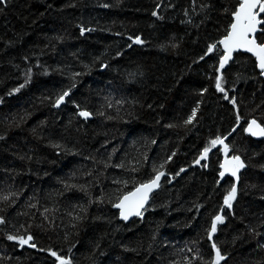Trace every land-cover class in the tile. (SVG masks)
<instances>
[{
	"label": "trees",
	"instance_id": "1",
	"mask_svg": "<svg viewBox=\"0 0 264 264\" xmlns=\"http://www.w3.org/2000/svg\"><path fill=\"white\" fill-rule=\"evenodd\" d=\"M239 4L0 3V264H214L213 244L220 264H264V140L245 131L264 128V80L247 55L220 67ZM161 172L120 221L121 197Z\"/></svg>",
	"mask_w": 264,
	"mask_h": 264
},
{
	"label": "snow or ice",
	"instance_id": "2",
	"mask_svg": "<svg viewBox=\"0 0 264 264\" xmlns=\"http://www.w3.org/2000/svg\"><path fill=\"white\" fill-rule=\"evenodd\" d=\"M7 0H0V3H6ZM264 13V0H241L239 7L234 12V20L235 22L231 24V31L225 38L220 41L225 48V56L221 60V67H223L225 61L231 58V54L233 51L237 49H243L244 51L252 53L256 56L258 65L261 69L262 74H264V40H261L260 43H257L254 38V34L260 30L258 28L259 25L264 24V18H261V14ZM155 15V13H153ZM134 43H142V41L137 38L133 41ZM211 48H215V45H212ZM211 48L209 49L211 51ZM23 87V85H21ZM217 89L223 91L221 87V80L217 79L216 82ZM16 91H19L17 89ZM68 93L65 92L57 101V106L63 101L64 96H67ZM81 116L87 117L89 113L81 112ZM195 115V111L193 112V116ZM192 117H189L187 123H191ZM254 128L259 129V134L264 135V128H261L257 125L256 121L253 120L248 127V131L252 133V135H257V132L254 131ZM223 143L219 137L213 140L212 145H216L217 143ZM209 149H204V156L201 159L205 158ZM225 152H227V148H225ZM199 163V161H197ZM245 165L242 161H240L239 157H234L233 160L227 161L225 165H221L222 168H225L226 171H230L233 176L237 175L239 169L243 168ZM163 167V165H161ZM183 171V169H181ZM163 173H158L157 176L150 180L148 183L142 184L139 188L136 189L135 192H131L128 195L124 196L121 202L116 207L121 209V216L123 219L127 220L130 215H141L139 209L143 207L144 203L148 199V193L152 191L154 187H159V180ZM221 177L224 176V172L220 173ZM237 188L235 186L229 191L228 195L224 198V203L228 208L232 207V202L236 199ZM7 199V197H5ZM224 218L222 216L217 215L212 223L211 232L215 233L217 230V224L223 223ZM0 223H3V220L0 219ZM10 240L14 239L13 237H8ZM31 239V237H29ZM26 241H21V243H25ZM213 248L216 250V258L214 264H220V261L225 259V257L221 254L220 250L216 248V245L213 244ZM56 255L55 253H52ZM60 264H70L69 261L61 259Z\"/></svg>",
	"mask_w": 264,
	"mask_h": 264
},
{
	"label": "water",
	"instance_id": "3",
	"mask_svg": "<svg viewBox=\"0 0 264 264\" xmlns=\"http://www.w3.org/2000/svg\"><path fill=\"white\" fill-rule=\"evenodd\" d=\"M239 2H241V0H239ZM238 7H239V6H238ZM238 7H237V8H238ZM237 8H236V10H237ZM236 10H235V11H236ZM233 14H234V13H233ZM263 15H264V13L261 14V18H262ZM234 22H235V20H234V15H232V22H231V24L234 23ZM262 26H263V24L258 26V28H259L260 30H258V31L254 34V38H255V39H256V36H257L258 34L261 33V28H262ZM230 31H231V25H230V27H229V30H228L227 35L229 34ZM227 35H226V36H227ZM224 38H225V37H223L220 41H222ZM256 41H257V39H256ZM257 43H258V41H257ZM220 49H221V52H222V54H223V56H222V58H221V60H222V59L224 58V56H225V48H224L223 44H221V43H220ZM238 54H241V55H247V56L253 58L254 61H255V64H256V69H257V71L260 73L261 78L264 80V74H262V72H261V69H260V67H259V65H258V61H257L256 56H254V55H253L252 53H250V52L244 51L243 49H237V50L233 51L232 54H231V58H230V59H227V60L225 61L223 67H221V60H220V67H221V68H226V67L228 66V64L232 61L233 57H234L235 55H238ZM62 102H63V101H62ZM62 102H61V103H62ZM61 103H60V104H61ZM60 104H59V105H60ZM80 113H81V112H80ZM80 113H78V115H79V117H80L81 119H83V120H89V119H91L90 115H88L87 117H84V116H81ZM252 121H253V120H250V121L248 122L246 128H245V131H246L247 135H248L249 137H251V138L256 139V140H264V135H260V134H259V129H258V128H254V131L257 132V135H252V133H251L250 131H248V127H249V125L251 124ZM256 123H257V122H256ZM257 125H259V124L257 123ZM259 126H260V125H259ZM260 127H261V126H260ZM261 128H262V127H261ZM233 132H234V131H232L228 136H226L224 139H222L223 143L225 142V140H227L229 137L232 136ZM223 143H220V144L223 145ZM212 150H213V149H210V150L208 151L207 155L210 154V153L212 152ZM207 155H206V156H207ZM202 156H204V153L199 157V159H198L197 161L201 160V157H202ZM203 159H204V158H203ZM197 161L193 164L192 167H198V166H199L198 163H197ZM156 176H157V175H156ZM156 176H155V177H156ZM155 177H154V178H155ZM154 178H153V179H154ZM163 178H164V174L160 177V180H159V182H158V183H159V186H160V183H161V181H162ZM147 183H148V182H147ZM140 186H141V185L137 186V187H136L134 190H132L131 192H135L136 189L139 188ZM158 189H159V187H154V188L152 189V191L148 193V199H147V201L144 203L143 207L139 209V211H140L141 214H142L143 210L146 208V206H147V204H148V202H149V200H150V197H151L154 193H156ZM131 192H129V193H131ZM129 193H128V194H129ZM128 194H126V195H128ZM126 195H124V196H126ZM124 196H123V197H124ZM123 197H121V199L118 201L117 204H119V203L121 202V200L123 199ZM116 210L118 211V218H119V220L122 221V222H129V221H132L133 219H136V218H138V217L141 216V215H130V216L128 217V219L125 220V219H123L122 216H121V209L118 208V207H116Z\"/></svg>",
	"mask_w": 264,
	"mask_h": 264
},
{
	"label": "bare ground",
	"instance_id": "4",
	"mask_svg": "<svg viewBox=\"0 0 264 264\" xmlns=\"http://www.w3.org/2000/svg\"><path fill=\"white\" fill-rule=\"evenodd\" d=\"M225 143H223V145H224ZM223 145H221L219 142L213 147V148H216V147H218V146H223Z\"/></svg>",
	"mask_w": 264,
	"mask_h": 264
},
{
	"label": "rangeland",
	"instance_id": "5",
	"mask_svg": "<svg viewBox=\"0 0 264 264\" xmlns=\"http://www.w3.org/2000/svg\"><path fill=\"white\" fill-rule=\"evenodd\" d=\"M225 164H226V163H225ZM224 172L227 173V172H230V171H226V170L224 169Z\"/></svg>",
	"mask_w": 264,
	"mask_h": 264
}]
</instances>
